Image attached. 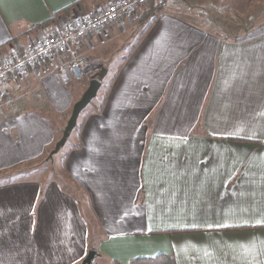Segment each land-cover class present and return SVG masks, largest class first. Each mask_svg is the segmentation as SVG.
I'll return each mask as SVG.
<instances>
[{
	"label": "crops",
	"instance_id": "1",
	"mask_svg": "<svg viewBox=\"0 0 264 264\" xmlns=\"http://www.w3.org/2000/svg\"><path fill=\"white\" fill-rule=\"evenodd\" d=\"M116 1L0 0V64ZM133 28L127 17L81 40L76 53L92 59L81 80L59 72L69 60L60 54L0 85V264L86 259L79 202L54 183L43 191L7 177L50 155L105 49ZM262 31L235 40L170 11L131 48L64 164L96 218L102 262L264 264ZM37 93L59 114L55 128L37 113L10 115Z\"/></svg>",
	"mask_w": 264,
	"mask_h": 264
},
{
	"label": "rangeland",
	"instance_id": "2",
	"mask_svg": "<svg viewBox=\"0 0 264 264\" xmlns=\"http://www.w3.org/2000/svg\"><path fill=\"white\" fill-rule=\"evenodd\" d=\"M148 5V4H147ZM146 5V6H147ZM129 16L134 28L123 37L120 41L112 43L105 49V65L107 76L105 77L102 88L98 93L97 98L83 112L79 119L78 129L75 130L69 138L67 144L61 151L54 156L53 160H48L49 156L39 162L17 168L14 174L8 176L13 180H32L42 185L43 191L46 186L54 183L59 186L65 193L69 194L73 200L79 202L81 213L88 228L89 252L97 247V237L99 228L96 218L92 215L89 205L86 202L85 191L67 172L64 164L71 148L80 142V126L82 119L87 114L93 115L95 111L101 108L107 97L108 88L112 85L118 69L124 59L129 54L131 48L137 44L145 26L153 21L154 16L143 20L145 12L155 7L161 6V13L155 15L160 16L163 13L170 11L177 12L192 22L201 27L215 33L217 35L235 37V40H243L254 37L263 32L264 26V0H151L150 4ZM140 24V25H139ZM88 58V59H87ZM87 61L92 60L91 57H84ZM86 69L85 75L87 73ZM69 90L76 92L74 82L65 85ZM81 95V94H80ZM79 96V95H78ZM36 103L29 102L27 107L20 113L19 116H34L37 113L43 116L46 122L53 128L56 126V121L59 119V114L50 111L45 105V100L40 99V94H36ZM17 113L11 111L10 115ZM18 115V114H17ZM15 115L16 117H18ZM64 131V130H63ZM59 132V130H58ZM97 259V264H107Z\"/></svg>",
	"mask_w": 264,
	"mask_h": 264
},
{
	"label": "built area",
	"instance_id": "3",
	"mask_svg": "<svg viewBox=\"0 0 264 264\" xmlns=\"http://www.w3.org/2000/svg\"><path fill=\"white\" fill-rule=\"evenodd\" d=\"M147 5V0H118L111 3L96 16L76 20L60 31L56 36L28 48L23 54L10 58L0 64V85L14 79L29 69H34L40 62L52 59L56 55L67 54L69 60L60 68L65 74L68 67L74 79L81 80L85 76L88 64L83 56L76 53L81 40L90 35L99 34L106 27L127 18Z\"/></svg>",
	"mask_w": 264,
	"mask_h": 264
},
{
	"label": "water",
	"instance_id": "4",
	"mask_svg": "<svg viewBox=\"0 0 264 264\" xmlns=\"http://www.w3.org/2000/svg\"><path fill=\"white\" fill-rule=\"evenodd\" d=\"M106 76L107 70L103 68L98 74L94 76L93 80L90 82L89 87L87 88L81 99L74 105L71 116L62 133V137L56 144L54 150L49 155V161L53 160L54 156L57 155L61 151V149L67 144L72 133L78 127L81 115L97 98L98 93L102 88V83ZM97 256V252L90 251L82 264H95Z\"/></svg>",
	"mask_w": 264,
	"mask_h": 264
},
{
	"label": "trees",
	"instance_id": "5",
	"mask_svg": "<svg viewBox=\"0 0 264 264\" xmlns=\"http://www.w3.org/2000/svg\"><path fill=\"white\" fill-rule=\"evenodd\" d=\"M150 2H151V0H147V4L149 5L150 4ZM147 5V6H148ZM162 7L161 6H158V7H155L154 9H150L149 11H147V12H145V15H143V20H147L149 17H152V16H154V18H153V21H151V22H149L146 26H145V28H144V30H143V32H141L142 34H140L141 35V37H140V39H139V41L137 42V44H139V42L142 40V38H144V36L149 32V30L153 27V25H154V23L156 22V20H157V16H155V15H157L158 13L160 14L161 13V11H162ZM105 69H106V66L104 67ZM120 70V69H119ZM119 72V71H118ZM118 72H117V74H116V76H115V78L117 77V75H118ZM115 80V79H114ZM114 82V81H113ZM69 82H66V84H68ZM110 88V87H109ZM109 88H108V90H109ZM34 97V96H33ZM35 98V97H34ZM93 103V102H92ZM91 103V104H92ZM104 106H105V101H104V103L101 105V108H99V110H97V111H95L94 112V114H101L102 113V111H103V109H104ZM17 113H15V115H17V116H19L20 115V113L24 110H21L19 107L17 108H15L14 109ZM14 110H13V112H14ZM14 114H12V116H14V117H16ZM90 116V114H87V116L86 117H84L83 119H82V123H81V126H80V133H81V127H82V124L84 123V121L87 119V117H89ZM78 129V127L75 129V130H77ZM80 135V134H79ZM82 148V143H81V140H80V142L77 144V145H75L74 147H72L71 148V150L70 151H75V150H79V149H81ZM94 251V250H93ZM98 254V253H97ZM97 259H102V257L98 254V256H97ZM97 259H96V261H97ZM95 264H97L96 262H95ZM108 264H120L118 261H110ZM130 264H176V262H175V259L172 257V256H170V255H167V254H159V255H157V256H155V257H149V258H145V257H142V258H136V259H134V260H132L131 262H130Z\"/></svg>",
	"mask_w": 264,
	"mask_h": 264
}]
</instances>
